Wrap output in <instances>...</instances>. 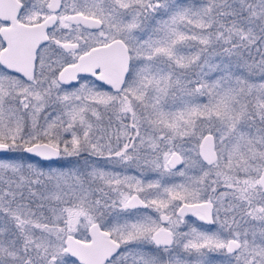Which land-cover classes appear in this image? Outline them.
I'll return each instance as SVG.
<instances>
[{
	"label": "snow or ice",
	"instance_id": "snow-or-ice-1",
	"mask_svg": "<svg viewBox=\"0 0 264 264\" xmlns=\"http://www.w3.org/2000/svg\"><path fill=\"white\" fill-rule=\"evenodd\" d=\"M0 264H264V0H0Z\"/></svg>",
	"mask_w": 264,
	"mask_h": 264
}]
</instances>
